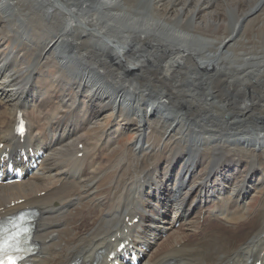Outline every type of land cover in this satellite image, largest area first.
<instances>
[{
    "label": "bare ground",
    "instance_id": "bare-ground-1",
    "mask_svg": "<svg viewBox=\"0 0 264 264\" xmlns=\"http://www.w3.org/2000/svg\"><path fill=\"white\" fill-rule=\"evenodd\" d=\"M0 14V49L19 45L0 51V159L44 153L0 185V218L38 209L31 264H110L127 240L150 249L143 264H264V0H0ZM57 42L62 68L37 77ZM202 95L217 98L213 130Z\"/></svg>",
    "mask_w": 264,
    "mask_h": 264
},
{
    "label": "rangeland",
    "instance_id": "rangeland-1",
    "mask_svg": "<svg viewBox=\"0 0 264 264\" xmlns=\"http://www.w3.org/2000/svg\"><path fill=\"white\" fill-rule=\"evenodd\" d=\"M0 17H4V14H0ZM22 22V21H21ZM26 22H29L31 25H36V21H34V20H26V21H24V22H22V23H26ZM54 36H56V34H53ZM0 38L1 39H3L4 38V36L0 33ZM5 47H3V48H1L0 49V51H5L6 53H10L11 51H10V48H16V49H18L19 48V45L14 41V39L13 38H9L8 40H7V42L6 43H4L3 44ZM12 46H15V47H12ZM90 46H92V45H90ZM21 49H24L25 51H28V49L27 48H25L24 46H21L20 47ZM67 47H65V49H66ZM52 49L54 50V53H53V56H51V58L53 57V59H54V61L53 62H51V63H49V64H46V67L45 68H43L42 67V69L43 70H37L35 73H34V75L36 74V76L37 77H43V76H41V72L44 74V80H49V81H51V78L56 74V73H58V70L60 69V68H62V66L61 65H59V61H60V59H59V52H60V44L57 42L53 47H52ZM65 52H67V49L65 50ZM24 58L25 59H27L28 60V62L29 63H31V62H33V61H35L36 59H37V56L34 54H32L31 52L29 53V52H25L24 53ZM47 58V56L46 57H42V58H38V60L39 59H41L42 61H45V59ZM20 58L17 60L18 62H20ZM13 63H14V61H13ZM214 65H216V62H213L212 64H211V68L212 69H209L208 68V70L209 71H211L212 72V74H213V76H215V83H217V85H219V89H221V87H222V79L225 77V75H223L224 74V72H222V71H220V70H218V66L217 67H213ZM14 69H13V72H17V74H18V69H21V68H24L25 69V66H23V65H17V63H16V65L14 64ZM51 66H55V67H52V68H50ZM107 83L108 84H110L111 82L110 81H107ZM49 88V87H48ZM49 90H50V88H49ZM51 90H54V89H51ZM51 90H50V99H51V102L54 100V95H52V92H51ZM205 91H207L208 92V94L209 95H212V94H214V93H217L218 92V90L217 89H215L214 88V84H209V85H207L206 87H205ZM73 92V91H72ZM107 96V95H106ZM105 97V96H104ZM190 98V97H189ZM199 100L200 101H202V104L201 105H204V106H206L207 108H208V111H204V112H199V114H197L195 117L197 118V121L199 122V120H202V119H204V120H208V121H210V123H211V128H212V130L214 129V125L216 124V121H214V112H212V110H213V108H214V104H216V100H217V98L216 97H214V98H204L203 97V95L201 96V97H199L198 99H196L195 101H193V104L195 103V102H199ZM94 102H95V107H100L101 109H103L105 106H107L108 105V103H107V100H104L103 102H98V101H95L94 100ZM51 110V108L50 107H48V111H50ZM6 111V110H5ZM5 112H3L2 110H0V123H2L4 120H8L7 118V116L4 114ZM170 120H172V119H170ZM110 122L112 123L113 122V117H111L110 118ZM179 123H178V125H177V129H180V128H182L183 127V124L180 122V121H178ZM125 123V122H124ZM124 123L123 122H119V120L118 121H116V122H114V124H116V125H119V124H122V125H124ZM113 124V123H112ZM113 124V125H114ZM101 126H103V125H101ZM124 133L126 134V135H124L122 138H121V140H122V144H121V146L120 147H117L116 148V150L115 151H113L111 154H110V157L108 158V157H105V159H110L111 161L112 160H115L116 158H118V157H120V155H121V153L123 152V150L125 149V148H127V144H129V143H132L133 141H134V138L132 137V132L130 131V129H127V130H125L124 131ZM220 135V131L219 130H216L215 129V132H214V134L213 135H211L213 138H214V140H213V150H215V149H217V148H219V146H218V139H219V136ZM103 162H104V160H103ZM122 169H124V170H126V172L128 173V169H127V166L125 165V166H122ZM255 198H257V197H255ZM131 200H129V201H127L123 206H122V208H123V211L122 212H124L125 210H126V208L131 204ZM249 203H250V206H251V208H248L249 209V211H248V214L250 213V214H252V210L254 209V206H256V201H249ZM128 206H127V205ZM126 205V206H125ZM203 213V216L205 215V211H203L202 212ZM247 214V215H248ZM202 216V217H203ZM246 218V217H245ZM202 222H203V218H202ZM177 224H175V227L176 228H178L179 227V224H178V226H176ZM164 238V237H163ZM193 264H196V263H193Z\"/></svg>",
    "mask_w": 264,
    "mask_h": 264
},
{
    "label": "snow or ice",
    "instance_id": "snow-or-ice-1",
    "mask_svg": "<svg viewBox=\"0 0 264 264\" xmlns=\"http://www.w3.org/2000/svg\"><path fill=\"white\" fill-rule=\"evenodd\" d=\"M21 133L23 132V124L21 122L20 129ZM23 219V218H21ZM16 232L12 234L9 232L4 223L0 221V256H5L9 248L15 247L17 250H20V242L22 238L28 236L31 232L29 227H25L22 223L14 225ZM0 264H16L15 260L0 259Z\"/></svg>",
    "mask_w": 264,
    "mask_h": 264
}]
</instances>
